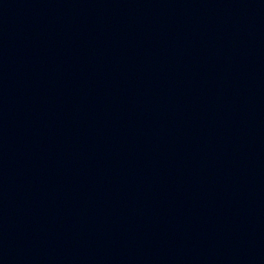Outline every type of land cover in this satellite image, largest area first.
<instances>
[{"label":"water","instance_id":"95a60500","mask_svg":"<svg viewBox=\"0 0 264 264\" xmlns=\"http://www.w3.org/2000/svg\"><path fill=\"white\" fill-rule=\"evenodd\" d=\"M0 264H264V0H0Z\"/></svg>","mask_w":264,"mask_h":264}]
</instances>
